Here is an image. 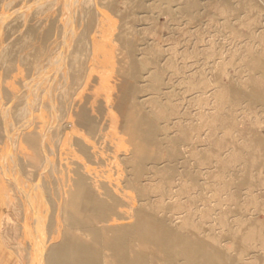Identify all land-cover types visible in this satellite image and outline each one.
I'll return each mask as SVG.
<instances>
[{"label":"rangeland","instance_id":"rangeland-1","mask_svg":"<svg viewBox=\"0 0 264 264\" xmlns=\"http://www.w3.org/2000/svg\"><path fill=\"white\" fill-rule=\"evenodd\" d=\"M14 1L15 8L23 0ZM192 1L189 7L148 1L129 20L137 44L134 74L130 69L138 91L134 137L144 143L132 153L84 130L101 98L113 103L110 89L124 98L131 90L103 76V58L70 54L69 81L59 78L52 87L64 109L55 118L36 91L28 95L30 85L40 90L51 83L30 81L40 50L26 51L18 33L0 34L1 46L12 45L15 55L30 52L25 63L0 62V223L24 264H184L168 230L206 241L236 264H264V151L256 141L264 136V76L254 68L264 62V0ZM117 5L130 10L120 0ZM98 11L101 19L113 16ZM52 118L59 123L58 140L63 132L90 149L92 159L107 157L108 168L93 175L103 180L97 189L119 217L91 211L85 195L90 189L50 172L41 137ZM69 150L77 172L87 168V158ZM6 162L26 179L25 187L39 188L52 203L44 236L26 214L20 190L25 183L15 181Z\"/></svg>","mask_w":264,"mask_h":264},{"label":"bare ground","instance_id":"bare-ground-1","mask_svg":"<svg viewBox=\"0 0 264 264\" xmlns=\"http://www.w3.org/2000/svg\"><path fill=\"white\" fill-rule=\"evenodd\" d=\"M120 1L122 2V4L126 5V7H129L130 10L126 12H121L120 9H118V5H117L118 0H101V3L99 2L97 3V0H35L33 3H28L23 0L15 8L12 6L13 5L12 3L15 2L14 0L13 1L0 0V34L3 33L4 35L5 34L9 35L11 33H18L22 38L20 42H18V44L22 45L26 51L28 49L40 50V56H39L40 58H38L39 60L37 61V64H34L36 66L33 72L36 73L33 74L32 72L33 76L31 77L30 81L33 80V81H37V84H44L45 81L50 80L51 83L47 88H42L44 86L42 85L40 90L36 89V87H32L29 84L30 87L32 88L28 87L29 88L28 95L30 97V95L33 94L31 92L36 91L37 94L34 93V95L38 96L39 97L38 99H40L42 103H46L47 105H49L54 116L57 113V112L54 113L55 111L61 110L62 112H64V109L63 107L60 106L62 104L61 103L59 104L56 91H54L52 87L53 84L59 78H63L65 80L69 79L68 72L69 69H71L70 68L71 65L68 62V57L70 56V54L75 53L79 56L82 54H87L89 56H91V54L92 55L95 54L99 58H103V60L107 63L106 70H104L102 73L103 76L107 78L111 77L113 79H116L120 84L125 85L126 88L130 87L131 90L128 96L127 97L125 96L124 98L117 92H114L113 88L110 89V93L114 97L113 103L108 104L104 99L101 98L100 101L101 108H99L100 111H98L97 112L98 114L95 116L90 114L86 116L85 119L87 120V127H85L84 130H87L88 132L94 135H98V134L102 135L104 144H116L118 145V148L122 149L121 151H123L124 149L128 153H132L134 152V148H139L142 142L136 141L140 139H138V137H134V113H135L134 96L138 93V91L136 88L134 89V82H135L134 75L131 76L132 70L130 71V69H132L133 67V74H134V67H135L134 47H136L137 44H134L135 35L131 31V29L133 30L134 27L129 26V20L134 19V15H135L134 8L143 9V7L146 6L145 3H147L148 1L154 3V5L156 4L158 6H164V7H170L171 3L175 1H177L178 3L180 2L179 4L174 3L176 4V6L182 5L189 7L192 6L193 1L192 0H120ZM90 3H93L94 5H90ZM112 8H114L113 11H111ZM98 10H102L105 13H111V15L113 16L111 17L110 20H106L104 18L101 19L100 18L101 14ZM88 17H93L95 19L94 25L85 23ZM17 39H19V37ZM0 40H2L1 35H0ZM137 42H139V40ZM1 45L3 44H0L1 63L13 60L15 64L19 65L27 61V54L29 51L24 57L22 55L23 53L15 55V53L13 52L12 45H7L4 47ZM124 49L127 50V53L123 52ZM76 58L78 57L76 56ZM42 63H45L44 67H41ZM257 67L254 66L255 69H260L259 70L260 73L264 76V62L258 63ZM30 81L28 80L29 83ZM66 83L64 82V84L68 86V84ZM34 95L32 97H34ZM36 98L37 97H35V99ZM260 101L262 105H264V95L262 96ZM36 103L38 102L36 101ZM26 107L28 108L27 105ZM31 111L33 110L31 109ZM54 116L52 117L54 118ZM53 118L52 121H50V123L55 120ZM141 120L143 121V119ZM65 121H63V123ZM55 122L51 124H47L49 125L46 128L48 129V131L41 137L43 160L47 164V167L49 168L50 172H53L57 176H61V174H65L70 180L76 182L79 185V188L83 190L90 189V191L85 192V195H86V200H88L89 208L91 211L98 212L103 217L105 216L109 217L108 216L109 214H113L119 217L120 213L118 210H116L117 208L114 209V207L109 204L105 196L101 195L99 193V190L97 189L98 183L103 180H100L99 178H97L96 175H93V171L97 172L100 170V168L101 170L108 168L107 157L101 155L99 158L95 157L92 159L91 154L93 153H91L90 149L86 148V146H84L81 142L78 141L76 142L73 139H69L67 137V134L65 135L63 134V132H62V138L58 140L57 136L60 134V128L58 125L59 123L57 124ZM138 122H140V120ZM53 134L56 136L55 139H53L52 137ZM256 141L259 143V145L263 146L262 149L264 151V136L257 135ZM70 147L76 148L88 160L87 168H82L83 171L81 172H77L76 170V167L78 165L75 163L73 156L71 155V152L69 150ZM6 165H8L9 168L11 167L10 163H7ZM11 175L15 179V181L20 184V186H23V184L25 183L24 187H22L20 190L22 195L24 196V199L26 200L25 204L28 208L26 214L27 216H29L28 219L33 221L35 224L39 225V227L37 225L36 226L38 227V229L41 230L42 232L41 234L43 235L44 234L43 230L46 225L45 222L49 215L48 212V210L50 209L49 205L52 206V203L48 201V198L44 194H42L43 191L40 193L37 192L39 188L37 189V191L34 192L33 190L28 189V187H25L27 182L24 181H26V179L23 181L22 175H20L16 170V168H13V166L11 167ZM55 179L57 178L55 177ZM114 191H115L114 193L116 194L117 190L114 189ZM62 198H65L63 199V201L68 203L69 200L68 196L65 197L63 196ZM66 199L68 200L66 201ZM251 211L252 210H250V212ZM241 218H243V216ZM102 222H106V221L103 220ZM242 225L244 226L245 223ZM84 226L85 225H83V227ZM166 232H167L166 236L169 237L170 240H173V242H176L181 246L180 251L178 250L180 254L178 257L183 258L184 264H236V260H234L232 257L230 258L229 256L225 255V253H223L221 250L208 246L209 243L206 244L205 243L206 241L203 242L197 239H185L172 233L169 230ZM33 258H35V256ZM120 260L122 261L123 259ZM138 260H141V258L139 257Z\"/></svg>","mask_w":264,"mask_h":264},{"label":"crops","instance_id":"crops-1","mask_svg":"<svg viewBox=\"0 0 264 264\" xmlns=\"http://www.w3.org/2000/svg\"><path fill=\"white\" fill-rule=\"evenodd\" d=\"M0 215H1V210H0ZM0 264H24L18 252L12 247L10 240L7 237H4L1 223H0Z\"/></svg>","mask_w":264,"mask_h":264}]
</instances>
